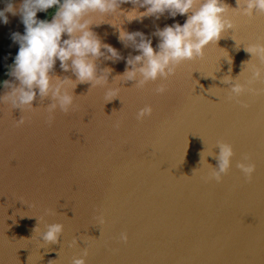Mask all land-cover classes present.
<instances>
[{
  "label": "water",
  "instance_id": "water-1",
  "mask_svg": "<svg viewBox=\"0 0 264 264\" xmlns=\"http://www.w3.org/2000/svg\"><path fill=\"white\" fill-rule=\"evenodd\" d=\"M7 2L0 0V10ZM12 2L17 14L6 13L9 22L0 20V33L21 19L23 0ZM223 2L237 7L236 0ZM134 8L146 11L124 3L115 13L91 17L92 31L121 59L97 60L99 69H112L108 84L69 87L74 106L67 114L57 109L51 126L50 99L37 98L36 110L24 113L0 103V264H71L84 248L87 264H264V95L245 93L239 99L250 107L243 109L228 99L230 86L222 82L239 76L246 83L253 64L264 67L245 51L264 36V14L228 9L234 30L210 43L202 59L137 88L118 76L127 58L140 54L120 39L121 30L144 33L155 49L157 29L183 25L187 15L129 21ZM54 75L76 80L59 60ZM3 81L0 95L7 91ZM160 84L167 87L163 94L155 92ZM252 86L264 88V81ZM116 88L119 96L108 101L106 92ZM145 105L152 115L138 121ZM22 114L26 123L17 127ZM218 140L231 143L235 156L221 183L205 182L209 164H218ZM244 154L256 164L251 183L236 167ZM101 213L104 224L96 219ZM52 223L64 230L48 245L41 233ZM125 231L127 243L119 239ZM73 238L78 244L69 247Z\"/></svg>",
  "mask_w": 264,
  "mask_h": 264
},
{
  "label": "clouds",
  "instance_id": "clouds-1",
  "mask_svg": "<svg viewBox=\"0 0 264 264\" xmlns=\"http://www.w3.org/2000/svg\"><path fill=\"white\" fill-rule=\"evenodd\" d=\"M124 3L146 8L144 12H138L135 8L130 11L129 21L148 16L159 18L165 12L172 17L178 14L187 15L183 25L175 23L157 29L155 35L159 37L160 42L155 49L151 39L145 37L144 33L139 31L129 33L121 30L120 39L126 44L131 42L140 54L129 56L124 73L118 76H125L126 81H135L134 86L137 88H143L150 81L167 80L185 61L202 59L205 55L204 50L210 43H217L224 32L235 28L232 19L225 17V13L231 7L223 0H23L19 13L25 26V33L12 34L14 42L19 44V51L6 75L13 77L14 80L3 81V87L7 91L0 95V103L10 105L12 109H19L24 113L36 110L37 107L33 105L37 98L41 101L50 99L46 105L49 114L46 123L51 126L53 113L57 109L67 114L74 106L75 95L73 91L69 92V87L74 90L78 83H90L91 87L107 85L112 69H99L96 62L101 57L117 60L121 57L115 48L103 43L92 31L91 25L94 21L91 17L95 14L115 13ZM236 4L237 7L231 9L236 10L240 15L252 17L257 13L264 14V0H236ZM48 9H55L50 20L37 19V12ZM6 13L17 14L12 0H8L6 7L0 10V20L5 24L9 22ZM64 35L68 38L62 39ZM137 38H139L138 42ZM259 41L245 47V51L250 53L252 58L255 57L260 65H264V36L259 37ZM57 60L60 62V68L65 72L71 70L76 80L54 75ZM231 63L230 60L229 64ZM250 71L251 76L246 83H241L238 80L239 76L235 79L225 76L222 81L230 86L228 99L235 100L243 109H248L250 105L239 99L242 95L245 93L264 95V88L252 86L258 81H264V67L253 64ZM166 91L167 87L164 84H160L155 89L157 94ZM118 96V88L108 89L106 92V97H111L108 101ZM152 112V106L145 105L137 112L136 119L142 121L151 116ZM26 119L22 114L16 120V126L25 124ZM115 127L119 128L120 123L117 122ZM216 147L219 148V154L215 157L218 164L216 167L209 164L211 170L202 177L205 182L214 180L216 183H221L229 173L232 158L235 156L231 143L218 140ZM203 152L200 153V157ZM236 167L247 182L253 181L256 164L250 154H244ZM48 213L54 214L51 209ZM96 219L100 224L106 223L102 213ZM45 227L46 231L41 233L42 241L48 245L58 243L64 225L52 223L46 224ZM34 231L40 232L39 227L37 226ZM119 239L127 243L128 233L121 232ZM77 244V239L73 238L69 247H75ZM112 251L115 254L118 249ZM87 256L88 249L84 248L81 255L73 257L71 264H87L85 259ZM52 261L55 260H50L49 264H52Z\"/></svg>",
  "mask_w": 264,
  "mask_h": 264
},
{
  "label": "rangeland",
  "instance_id": "rangeland-1",
  "mask_svg": "<svg viewBox=\"0 0 264 264\" xmlns=\"http://www.w3.org/2000/svg\"><path fill=\"white\" fill-rule=\"evenodd\" d=\"M46 11L37 12V16L45 13ZM19 21L14 22L10 27L4 29L0 33V48L3 46L4 51L0 53V84L7 76L6 73L9 70V66L12 65L14 62V51H15V44H12L13 41V33H17L19 29L24 25L21 19ZM7 33V34H6ZM19 33V32H18ZM23 35V34H21ZM14 42V41H13Z\"/></svg>",
  "mask_w": 264,
  "mask_h": 264
},
{
  "label": "flooded vegetation",
  "instance_id": "flooded-vegetation-1",
  "mask_svg": "<svg viewBox=\"0 0 264 264\" xmlns=\"http://www.w3.org/2000/svg\"><path fill=\"white\" fill-rule=\"evenodd\" d=\"M52 9H48L45 13H43V14H41V15H38L37 16V19H42V17L44 16V15H48V14H51L53 11H51ZM17 32H19L20 34H24L25 33V26L23 25L20 29H19V31H17ZM7 34V33H6ZM14 41V40H13ZM11 42L12 44H15V51H14V56H16L17 55V53H18V51H19V44L17 43V42ZM3 46L4 45H2V47L0 48V53H1V51H4L5 49H3ZM14 59H15V57H14ZM14 62V61H13Z\"/></svg>",
  "mask_w": 264,
  "mask_h": 264
},
{
  "label": "trees",
  "instance_id": "trees-1",
  "mask_svg": "<svg viewBox=\"0 0 264 264\" xmlns=\"http://www.w3.org/2000/svg\"><path fill=\"white\" fill-rule=\"evenodd\" d=\"M51 11H53L51 14L44 15V16L42 17V19H40V20L49 19V17L54 13L55 9H52Z\"/></svg>",
  "mask_w": 264,
  "mask_h": 264
},
{
  "label": "bare ground",
  "instance_id": "bare-ground-1",
  "mask_svg": "<svg viewBox=\"0 0 264 264\" xmlns=\"http://www.w3.org/2000/svg\"><path fill=\"white\" fill-rule=\"evenodd\" d=\"M263 198V195L259 196V199H262Z\"/></svg>",
  "mask_w": 264,
  "mask_h": 264
}]
</instances>
